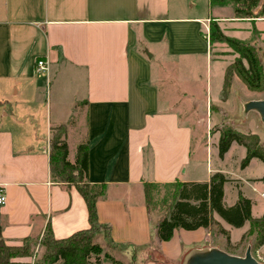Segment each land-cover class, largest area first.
<instances>
[{
  "label": "crops",
  "instance_id": "1",
  "mask_svg": "<svg viewBox=\"0 0 264 264\" xmlns=\"http://www.w3.org/2000/svg\"><path fill=\"white\" fill-rule=\"evenodd\" d=\"M200 1L197 9L193 0H0V186L6 196L0 228L6 244L39 238L47 226L57 239L90 228L80 193L51 178V128L61 124L67 125L68 159L74 162L77 146L88 142V180L105 184L95 231L103 256L121 262L132 254L126 264H136V258L139 264H159L157 254L176 263L211 239L209 229L199 227L177 228L169 240L159 241L156 227L164 212L152 204L147 208L144 191L150 183L153 202V188L167 189L171 201L175 182H208L213 172L227 173L216 166L206 178L195 175L193 128L170 105L169 93L163 95L168 79L158 73L163 64L212 58L203 27L218 7L211 11L209 0ZM41 57L49 62L48 75L35 71ZM37 113L44 114L42 124ZM70 139L76 141L73 155ZM200 148L208 161L216 150ZM262 175L248 188L240 179L228 202L226 177L225 204L234 205L241 191L252 212L258 205L252 194L264 196ZM213 217L228 241L246 223L233 227ZM13 261L33 264L35 257Z\"/></svg>",
  "mask_w": 264,
  "mask_h": 264
},
{
  "label": "trees",
  "instance_id": "2",
  "mask_svg": "<svg viewBox=\"0 0 264 264\" xmlns=\"http://www.w3.org/2000/svg\"><path fill=\"white\" fill-rule=\"evenodd\" d=\"M263 2V3H262ZM264 4L263 0H209L211 11L215 7L231 6L233 17L241 20L259 17L255 9ZM205 38L206 35H204ZM209 45L225 43L238 56L227 64L223 80V92L226 95L233 75H236L249 89H264V72L256 49L248 42L237 40L224 34L215 17H210ZM212 105L210 108L212 109ZM66 124L51 128L49 147V166L51 178L65 187L74 186L83 197L90 228L80 230L71 235L57 239L49 226L42 234V245L45 250L33 264H92L91 256L98 257L102 248L96 242L95 231L99 227L97 217V201L105 194V184H92L88 173V142H81L76 149L74 162L68 159V148L64 140ZM217 142L218 154L223 156L233 141L246 149V155L241 166L249 164L252 158H258L264 163V145L256 134L243 133L234 130L231 126H221ZM264 181V173L261 177ZM227 179L221 172H216L208 182H175L171 202L166 205L165 212L159 219L156 227V236L159 241L169 240L177 228L194 230L199 227L211 228L216 226L218 232L229 239V235L221 225L215 221L216 213L221 219L233 227H241L245 222L255 226L263 233L264 226L260 218L251 215V200L241 191L234 205L228 206L224 202L223 185ZM150 183L144 184L145 201L147 208L151 204ZM37 238H25L20 245H8L1 236L0 228V264H14V258L25 257L32 253V242ZM262 241V240H261ZM229 242V241H228ZM34 243V242H33ZM106 258L114 264H121L105 253Z\"/></svg>",
  "mask_w": 264,
  "mask_h": 264
},
{
  "label": "rangeland",
  "instance_id": "3",
  "mask_svg": "<svg viewBox=\"0 0 264 264\" xmlns=\"http://www.w3.org/2000/svg\"><path fill=\"white\" fill-rule=\"evenodd\" d=\"M193 1H197V9L202 7L200 0ZM262 3L255 9L257 13L260 12V15L254 19L241 20L234 18L231 6L218 7V9H215L211 14V17H215V21L219 24L224 34L237 40L248 42L254 46L259 60L262 63L264 72V4ZM203 10H206V7ZM206 24L207 26L203 27V33L209 38L210 19ZM237 56L238 54L225 43L217 42L212 45V58L210 60L204 57L195 60L181 59L177 67H174L172 64H163L159 66L158 71V73L164 75L168 79L165 85L169 91H165L163 95L169 93V99L172 103H170V105L178 107L185 120L187 122L189 121L193 128L192 152L195 160L191 168L195 169V175L201 177V179L208 176L207 169L209 167L215 168L217 166L225 170L227 172L226 174H224L222 170L221 173L225 178H230V183L226 186L227 202L230 200V190H234L235 188L239 189L240 179L244 178V180L246 179L249 181L244 182V180H242V184H244L245 188H248L247 185L251 186V182L252 184L256 183L254 182L256 181L254 178L264 173V163L258 158L244 167L241 166V161L246 155V149L241 145V149L239 150V144L235 141L232 142L235 143V145L232 147L230 146L229 150L225 152L227 153L226 156H224L225 153L222 157L218 154L217 142L220 129L222 128L221 126H231L234 130L243 133L256 134L260 142L264 145V123L261 121L256 111H245L244 108L245 103L249 100L264 99V89H249L236 75L232 76L226 95L222 89L225 68L227 64L233 62ZM51 85L53 86V82H51ZM44 88H46V92H44L43 99H45L49 93V85H46L45 82ZM209 101L213 104H218V106L212 105V109H209V104H207ZM46 103H49V99ZM44 105L45 102L42 103V107ZM42 115L44 116L42 113L33 114L36 121L41 124L43 123ZM75 142V140H69L72 155L75 154ZM200 146H211V148H216L209 161L205 157V150L202 149V151ZM199 150H201V152ZM218 172H220V170H218ZM215 173L216 172H213L209 176V180ZM253 185L257 186V184ZM260 186L264 187L262 184H260ZM152 194L154 195V200L153 202L151 201V204L157 208L159 212H165V206L171 202L167 198L169 191H167V189L158 190L153 188ZM262 194H264V191ZM252 195L258 200V205L257 207L253 206L251 215L259 216L255 218H260L264 226V196ZM158 205L159 207H157ZM241 232H243V234L240 235ZM209 235L211 237L210 240H207V242L195 249L184 252L180 261L176 263L164 262L157 254H154V259H159V264H185L188 256L195 251L215 247L232 255L243 256L246 249L250 247L253 257L264 264V229L263 233H261L255 226H251L249 222H246L244 227L232 234L233 240L230 236V241L227 242L225 236L220 234L218 228L214 225L209 228ZM41 240L42 235L37 238L36 241L34 240V243L32 242L31 255H33L36 260L41 258L45 250ZM20 244H22V242ZM105 247L107 248V246ZM106 250L109 249L107 248ZM131 255L132 254H129L128 257H121L122 264H126L128 260H133ZM111 257L116 260L113 256ZM103 259L114 264L111 259L106 258L102 254L98 257L91 256L90 261L92 264H101ZM134 263L139 264V258H136Z\"/></svg>",
  "mask_w": 264,
  "mask_h": 264
},
{
  "label": "water",
  "instance_id": "4",
  "mask_svg": "<svg viewBox=\"0 0 264 264\" xmlns=\"http://www.w3.org/2000/svg\"><path fill=\"white\" fill-rule=\"evenodd\" d=\"M245 111H256L264 123V99L249 100L244 105ZM185 264H262L257 261L248 247L243 256L229 254L219 248H209L191 253Z\"/></svg>",
  "mask_w": 264,
  "mask_h": 264
},
{
  "label": "built area",
  "instance_id": "5",
  "mask_svg": "<svg viewBox=\"0 0 264 264\" xmlns=\"http://www.w3.org/2000/svg\"><path fill=\"white\" fill-rule=\"evenodd\" d=\"M36 73L40 75H48L49 72V62L46 58L41 57L37 59L36 66H35ZM6 200L5 191L0 186V205L4 204Z\"/></svg>",
  "mask_w": 264,
  "mask_h": 264
}]
</instances>
